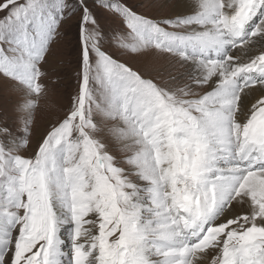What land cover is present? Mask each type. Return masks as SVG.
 <instances>
[{
    "label": "snow or ice",
    "instance_id": "1",
    "mask_svg": "<svg viewBox=\"0 0 264 264\" xmlns=\"http://www.w3.org/2000/svg\"><path fill=\"white\" fill-rule=\"evenodd\" d=\"M165 6L0 2V76L26 114L19 141L0 128V264H264V0L145 14ZM97 11L126 32L108 37ZM77 12L76 91L19 155Z\"/></svg>",
    "mask_w": 264,
    "mask_h": 264
},
{
    "label": "rangeland",
    "instance_id": "2",
    "mask_svg": "<svg viewBox=\"0 0 264 264\" xmlns=\"http://www.w3.org/2000/svg\"><path fill=\"white\" fill-rule=\"evenodd\" d=\"M0 2H2V0H0ZM70 2H72V0H70ZM187 2L188 0H158L159 4L166 6L153 9L145 14L149 16L174 17L181 11L180 5ZM89 5H92V0H89ZM4 14L5 13L0 12V16ZM97 19L101 29L108 37H112L114 30H118L121 33L126 32V30L120 26L119 21L115 20L106 12L97 11ZM79 20L80 13L77 12L73 16L67 18L61 26L60 36L57 43L53 46L48 65L50 71L55 69L59 82L49 84L47 95L39 101V105L33 117L32 135L29 138L27 147L20 148L18 152L19 155L28 157L33 154L37 147L38 138L45 134L52 123L63 117L64 112L70 104V98L76 91V49ZM110 42L114 43V40ZM108 43L109 41H106V47L116 58L127 61L134 66L140 65L141 61L132 60L126 56L120 55L119 50L115 47H108ZM152 63L156 67H167L170 61L164 57H157L153 58ZM183 71V68L177 66L174 70V74L178 75ZM22 95L21 92L14 90L12 82L0 76V128H9L13 133V138L17 141H19L22 135L23 119L26 115L21 112L18 107V105L22 103ZM8 139V137L0 135V143L7 142Z\"/></svg>",
    "mask_w": 264,
    "mask_h": 264
},
{
    "label": "bare ground",
    "instance_id": "3",
    "mask_svg": "<svg viewBox=\"0 0 264 264\" xmlns=\"http://www.w3.org/2000/svg\"><path fill=\"white\" fill-rule=\"evenodd\" d=\"M39 123V122H38Z\"/></svg>",
    "mask_w": 264,
    "mask_h": 264
}]
</instances>
